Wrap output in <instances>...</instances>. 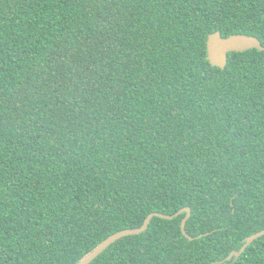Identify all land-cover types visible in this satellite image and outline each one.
I'll use <instances>...</instances> for the list:
<instances>
[{
	"label": "trees",
	"instance_id": "trees-1",
	"mask_svg": "<svg viewBox=\"0 0 264 264\" xmlns=\"http://www.w3.org/2000/svg\"><path fill=\"white\" fill-rule=\"evenodd\" d=\"M264 0H0V264H264Z\"/></svg>",
	"mask_w": 264,
	"mask_h": 264
},
{
	"label": "water",
	"instance_id": "water-1",
	"mask_svg": "<svg viewBox=\"0 0 264 264\" xmlns=\"http://www.w3.org/2000/svg\"><path fill=\"white\" fill-rule=\"evenodd\" d=\"M252 48H256L259 51L264 50V46L261 44L260 40L253 36L247 34H231L227 37L221 36L220 31H215L207 36L206 40V59L212 66L219 67L220 69H224L227 64V55L229 52H241L246 51ZM185 212L186 215L182 219L180 228L182 233L188 238L193 239V237L189 236L185 231V224L187 219L191 215V209L189 207H184L178 212L174 214H164L160 212H151L148 214L143 224L138 228L133 229H124L119 232H116L99 243L91 252H89L86 256H84L77 264H88L92 259H94L99 253H101L104 249H106L111 243L120 239L121 237L127 235H135L145 231L151 221V219L156 217H161L165 219H172L175 216ZM264 235V230H260L255 232L249 236H247L241 245V247L237 251H232L225 257V259L221 260H236L241 253L257 238Z\"/></svg>",
	"mask_w": 264,
	"mask_h": 264
}]
</instances>
